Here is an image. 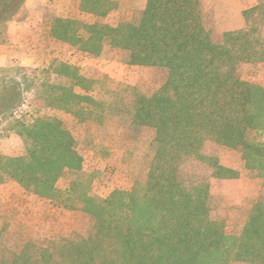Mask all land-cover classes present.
<instances>
[{
  "label": "trees",
  "instance_id": "16d2710c",
  "mask_svg": "<svg viewBox=\"0 0 264 264\" xmlns=\"http://www.w3.org/2000/svg\"><path fill=\"white\" fill-rule=\"evenodd\" d=\"M23 3L0 0V33ZM116 8L114 0H80V12L93 22L57 17L50 31L90 54H98L108 39L111 48L126 54L127 64L165 72L151 95L113 103L118 113L128 114L130 125L152 130L155 148L147 169L126 190L105 199L89 196L91 177L72 132L53 116L29 123L15 118L22 84L4 78L0 127L5 124L1 129L20 138L25 154L0 153V184L12 180L64 208L89 213L93 223L86 236L74 234L44 247L26 244L12 252L0 243V264H264V202L252 206L238 234H228L222 223L208 219L201 203L208 184L184 185L177 166L182 156L196 155L212 176L236 177L215 158L196 154L212 142L239 150L246 167L261 172L264 185V145L250 138L264 131V88L237 76L242 63H264V0L244 10V27L224 32L220 43L203 27L198 0H145L136 23L108 24L105 18ZM48 72L69 82L48 83L44 105L71 115L91 145L93 128L104 122V105L89 94L76 68L54 61ZM62 179L68 185L58 190Z\"/></svg>",
  "mask_w": 264,
  "mask_h": 264
},
{
  "label": "rangeland",
  "instance_id": "374dc122",
  "mask_svg": "<svg viewBox=\"0 0 264 264\" xmlns=\"http://www.w3.org/2000/svg\"><path fill=\"white\" fill-rule=\"evenodd\" d=\"M114 1L117 8L105 18L108 24L138 21L145 0ZM200 1L207 13L202 25L220 43L224 32L244 27L243 11L255 6L258 0ZM79 2L24 0L19 12L0 33V81L15 78L22 84L21 104L15 110V118L29 123L53 116L64 122L77 141L83 170L91 177L88 195L105 199L114 190H126L140 179L155 148L152 130L130 125L128 114L118 113L113 103L121 99L127 105L138 94L151 95L162 83L165 72L156 67L127 64L126 54L111 48L108 39H104L98 54L55 39L50 29L57 17L93 22L90 15L80 12ZM261 37L264 46V23ZM54 61L76 68L78 75L88 82L89 94L104 105V122L93 128L91 145L71 115L44 105L42 96L48 83L69 82L48 72ZM237 76L243 82L264 88V63H242ZM5 126L0 127V153L23 156V143L15 134L1 129ZM250 138L264 145V131L252 132ZM196 154L215 158L218 165L237 174L234 178L214 177L212 168L196 155L182 156L177 162L184 185L208 184V195L201 202L208 219L222 223L228 234H238L252 206L264 202L261 172L247 168L239 150L212 142H204ZM67 185L66 180H59L57 189L64 190ZM92 223L90 214L83 210L64 208L56 201L26 191L12 180L0 184V243L12 252L26 244L44 247L74 234L86 236Z\"/></svg>",
  "mask_w": 264,
  "mask_h": 264
},
{
  "label": "crops",
  "instance_id": "0c3cea01",
  "mask_svg": "<svg viewBox=\"0 0 264 264\" xmlns=\"http://www.w3.org/2000/svg\"><path fill=\"white\" fill-rule=\"evenodd\" d=\"M201 1L200 0H198V3H199V5H200V11H201V20H202V24H203V22L205 21V19H206V15H207V13H206V11L203 9V7L201 6V3H200ZM213 8V7H212ZM241 9H244L243 7L241 8ZM204 27H205V25H203ZM206 29V28H205Z\"/></svg>",
  "mask_w": 264,
  "mask_h": 264
}]
</instances>
